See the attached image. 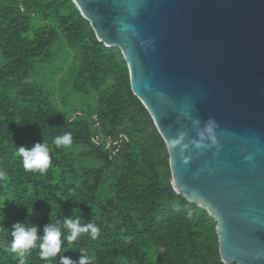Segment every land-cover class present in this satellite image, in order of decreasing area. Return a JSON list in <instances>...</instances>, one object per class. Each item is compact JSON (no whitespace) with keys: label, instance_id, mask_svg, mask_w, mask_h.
<instances>
[{"label":"trees","instance_id":"1","mask_svg":"<svg viewBox=\"0 0 264 264\" xmlns=\"http://www.w3.org/2000/svg\"><path fill=\"white\" fill-rule=\"evenodd\" d=\"M64 132L72 144L57 148ZM97 134L129 141L112 154ZM43 142L52 165L25 171L17 146ZM0 169V264H19L3 250L15 223L42 234L74 215L99 236L64 241L47 260L33 249L26 264L78 262L81 251L91 264H224L215 219L173 189L168 147L122 52L98 41L72 0H0Z\"/></svg>","mask_w":264,"mask_h":264},{"label":"water","instance_id":"2","mask_svg":"<svg viewBox=\"0 0 264 264\" xmlns=\"http://www.w3.org/2000/svg\"><path fill=\"white\" fill-rule=\"evenodd\" d=\"M72 1L122 52L173 189L215 219L222 262L264 264V0Z\"/></svg>","mask_w":264,"mask_h":264},{"label":"clouds","instance_id":"3","mask_svg":"<svg viewBox=\"0 0 264 264\" xmlns=\"http://www.w3.org/2000/svg\"><path fill=\"white\" fill-rule=\"evenodd\" d=\"M57 148L68 147L72 144V133L64 132L54 139ZM200 146V145H198ZM17 156L21 159L22 166L27 172H39L45 174L52 165L49 145L46 142L36 143L32 147L17 146ZM7 173L0 169V180L7 178ZM27 208V207H26ZM28 210V208H27ZM74 213L76 209H73ZM29 212V211H28ZM65 230L67 235L64 234ZM100 227L95 222L81 223L79 216L67 218L60 223H49L40 228L37 225L17 222L10 231L11 240L3 250L17 254L19 264H26V257L31 255L33 249H39V257L42 260L55 258L61 252L62 243L74 242L82 234H90L92 239H96L100 234ZM63 238V239H62ZM82 255L78 262H74L70 257L60 255L59 264H91V257L81 251Z\"/></svg>","mask_w":264,"mask_h":264},{"label":"built area","instance_id":"4","mask_svg":"<svg viewBox=\"0 0 264 264\" xmlns=\"http://www.w3.org/2000/svg\"><path fill=\"white\" fill-rule=\"evenodd\" d=\"M92 141L96 145L104 143L106 148L111 150L112 154H116L119 151L120 143L129 141V137L126 134H120L117 138L97 134L93 137Z\"/></svg>","mask_w":264,"mask_h":264},{"label":"rangeland","instance_id":"5","mask_svg":"<svg viewBox=\"0 0 264 264\" xmlns=\"http://www.w3.org/2000/svg\"><path fill=\"white\" fill-rule=\"evenodd\" d=\"M50 85H54V83H50ZM50 85H49V86H50ZM56 90H58V91H59V90H60V88H59V87H56Z\"/></svg>","mask_w":264,"mask_h":264}]
</instances>
